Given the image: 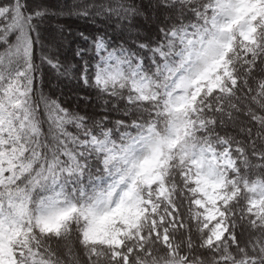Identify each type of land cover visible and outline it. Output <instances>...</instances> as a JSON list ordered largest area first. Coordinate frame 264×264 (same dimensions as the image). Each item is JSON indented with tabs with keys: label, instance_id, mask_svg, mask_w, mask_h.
Segmentation results:
<instances>
[{
	"label": "snow or ice",
	"instance_id": "6c2138e0",
	"mask_svg": "<svg viewBox=\"0 0 264 264\" xmlns=\"http://www.w3.org/2000/svg\"><path fill=\"white\" fill-rule=\"evenodd\" d=\"M0 264H264V0H0Z\"/></svg>",
	"mask_w": 264,
	"mask_h": 264
}]
</instances>
